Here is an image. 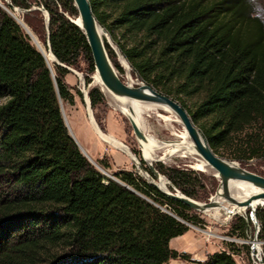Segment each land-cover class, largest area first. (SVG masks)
I'll return each instance as SVG.
<instances>
[{
    "label": "trees",
    "instance_id": "trees-1",
    "mask_svg": "<svg viewBox=\"0 0 264 264\" xmlns=\"http://www.w3.org/2000/svg\"><path fill=\"white\" fill-rule=\"evenodd\" d=\"M88 1L133 73L181 105L216 155L241 166L264 160V22L252 0ZM9 3L4 6L22 11L23 24L46 47L42 13L33 9L42 7L56 60L74 69L84 61L94 73L86 38L70 21L78 18L72 0ZM53 64L0 7V264H236L225 251L195 262L170 249L187 225L202 226L191 209L132 172L110 178L88 161L60 109V103L73 104L64 83L68 71ZM88 98L93 110L103 103L98 87ZM154 168L193 200L214 190L193 169ZM256 217L264 261V207ZM250 224L236 217L230 235L246 237Z\"/></svg>",
    "mask_w": 264,
    "mask_h": 264
},
{
    "label": "rangeland",
    "instance_id": "rangeland-1",
    "mask_svg": "<svg viewBox=\"0 0 264 264\" xmlns=\"http://www.w3.org/2000/svg\"><path fill=\"white\" fill-rule=\"evenodd\" d=\"M7 1L9 2V0ZM8 2H6L5 0H0V7H2L9 14H12L13 16H15L21 23H23L22 22L23 12L20 11L19 9H18L19 11H14L13 9L12 11L8 10L4 6V4H8ZM252 3L255 7L257 15L264 22V0H252ZM33 8H42V7H33ZM42 16H43L44 23H45V18H44L43 13H42ZM23 30L25 32V29ZM44 35L46 39L47 38L46 31ZM33 36L35 37L36 40L44 44L34 34ZM106 36H107L108 46L110 47V49L113 51L115 55V62L122 70V73L119 74L120 77L125 82H129L131 84H138V85L144 84L138 79L137 75L133 73L132 69L130 68L129 64L127 63L125 58L120 53L112 37L107 33H106ZM116 37L119 38V35H116ZM31 42L38 48V46L36 45V41L33 40ZM121 59L124 60L129 70L130 81H128V79L126 78V72L121 66V63H120ZM75 70L79 71L83 75L84 79H85V76L90 77L92 79V82L88 84L89 86L86 85V87L88 86V91L92 87H98L104 93L103 94L101 92L103 95L102 105L97 106L94 110L91 109L92 115L97 125L99 126V128L103 132L108 133L115 139L122 142L126 146V148L129 151H131V153L134 152L133 154L136 156L137 161L139 163H140V160L144 162L142 166L145 170L148 168L149 163H152L153 166L154 164L161 163L165 167L180 166V167H187L189 169H193L204 175V184L207 190L214 188L213 192L210 193L208 198H206L205 200H200V201L195 200V201L206 202L211 196L214 195V193L217 190L218 184H219V179L215 177L214 172L211 170L207 172H203L195 168V165L198 164L200 160L198 159L197 156L181 157V156H176V155L174 156L170 155L164 158L163 152H162L163 150L159 149L155 152L156 158L153 162L150 161L149 159H148L149 161L143 160L142 152L132 132V129L127 120V117L115 107L116 104L123 105V103L119 100L110 99L109 96L101 89L100 86L94 85V76L96 73L89 75L87 65L84 61H81L79 68ZM64 83L66 84V86L68 87L72 95L73 104L64 102V103H61V105L63 107L67 123L68 125L70 124L73 130L74 139L77 142V144L80 147H82L84 150H86L87 154L91 158H93L91 160L95 162L101 169L103 168L98 164V162L106 163L109 166V169L106 171L104 169L103 170L109 175H112L113 173H117L119 171H129V172L134 173L135 175L142 177L146 181L145 177H143L137 171L132 161L129 160V158H127L125 155H123L122 152L119 151L118 149H114L111 145L105 143L102 140L100 141L102 143V147H105L104 150L100 148L97 151H94L91 148L90 142L94 141L95 136L93 132L91 131L89 125L87 124V121L89 120V116L87 114L86 105L84 103L82 95L80 97L77 94L78 92H80V90H82L81 81L77 77H75V75L68 72V74L64 76ZM2 100L3 99H0V104L2 103ZM169 116H170L169 113H167L165 110H160V109L157 111L151 112L149 114H143L140 118L141 124L143 127V132L145 134H148V136L149 135L154 136L159 141L170 140L172 138L171 136L172 132H175V133L183 132L184 130L180 123H177L174 121L170 123V125L166 124L165 118ZM100 155H102V157L98 159ZM232 162H236L237 164H239L240 167L252 173H255L257 175L264 177V160H260V159L252 160L247 164H243L242 166H241V163L237 161H232ZM146 174L150 176L148 172H146ZM161 177H163V175H161ZM251 211L252 210L248 209L246 211H241V213L239 212L230 217L222 216L219 219L214 220L207 214L199 213V212H195L191 210V211H188L187 213L198 217L202 221V226L200 227V226L190 225L189 231L194 235L196 240L199 241L200 245H202L201 249L205 248V245L207 246V248L210 251L207 254V257L208 255H211V253L213 254V253L225 251L232 255L236 264H261L259 260L261 258L263 261L261 250H260V256L258 257V259L254 255L252 257L253 245H256L257 247L261 249V244L258 241L254 243L256 233L258 232V227H255L254 224L251 222V219H250ZM236 217H242L243 219L248 218L250 220L251 224L248 228H246L245 230L246 237L244 238L237 237L235 235H230V232H229L230 225L232 222H235ZM230 243H233V244L230 246L228 245ZM254 254H257L256 250H254Z\"/></svg>",
    "mask_w": 264,
    "mask_h": 264
},
{
    "label": "water",
    "instance_id": "water-1",
    "mask_svg": "<svg viewBox=\"0 0 264 264\" xmlns=\"http://www.w3.org/2000/svg\"><path fill=\"white\" fill-rule=\"evenodd\" d=\"M5 1L8 2L7 0ZM72 1L74 4V7L76 8L77 15H78L77 17L80 22V25L76 24L72 19H70V21L82 31V33L84 34L86 38V41L91 51V57H92L93 66H94V73L97 74L103 88L106 89L108 92H110L112 96L115 98H122L126 100L137 101V102L147 103L151 105H156L159 107L163 106V107L169 108L173 112V114L177 117L183 130L186 132L188 138L190 139L192 146H193V150L196 156L198 157V159L202 160L205 164H207L210 170L214 172L215 177L219 179L217 190L214 193V195L211 196L206 202H197L189 197L184 196L178 190L173 188L171 183L166 178L167 184L168 186L172 188V191L169 189L170 190L169 192H164L155 183L156 179H158V177L160 176V173L154 168L152 163L148 164L149 165L148 169L151 174L149 176L146 174L147 171L143 168L141 163L137 161L136 156L133 153H131V151H129L122 142L121 144L123 147L121 148L114 147V148L124 152L129 157V159L132 161V163L135 165L136 169H139V171L147 175L148 178H145V179L148 184L154 186L158 191L163 193L169 199L178 201L195 212L204 213L207 210L218 207V203L213 200V198L216 196L222 197L228 203V206L232 208L231 210L232 214H230V216L237 214L235 212L237 208H249L253 204H256L258 207H264V177L257 175L255 173H252L240 167L239 164H237L236 162L226 160L216 155L210 149L202 133L193 124L187 112L181 107V105H179L171 97L156 91L155 89H153L147 84L138 85V84H131L129 82H125L120 77L118 71L115 69L113 63L109 59V56L105 49V44H104V39L106 40V43L108 44L106 32L95 20V17L93 16L92 11H91L89 1L88 0H72ZM8 5H10L9 2H8ZM33 9L42 12L44 15L45 28H46V33H47L46 46H47V49L50 55L53 57L54 64L64 67L69 73H72L73 75H75V77H77L80 81L82 80L81 82L82 90H80V92L84 100V103L86 105V110L89 116V122H90L91 128L93 129L95 134L99 137V139L104 141V139L102 138L103 137L102 135H105V136H111V135L103 132L99 128V126L97 125L92 115L90 101L88 98V86L89 85L86 87L85 79L83 78V75L79 71L71 67L65 66L63 64H60L56 60V58L53 56L52 51L50 49L49 40H48V21H49L48 13L43 8H33ZM13 10L19 11L15 7L13 8ZM10 15L16 20V22L22 27V29H25L26 34L29 36L31 41H33V39L35 38L33 34L27 29V27L23 23H21L15 16H13L12 14ZM39 52L43 55V53L40 50ZM43 57L45 58L44 55ZM60 109H61V113L63 116L65 126L67 127L70 136L74 139V136L68 126L61 103H60ZM127 120L130 124L132 132L142 152V147L139 142H143V143L147 142L146 134L138 127V125L136 124V122L133 120L131 116L128 117ZM77 146L79 147L81 153L88 159V161L97 170H99L102 174L106 175L107 177L112 178L108 173H106L103 169H101L95 162H93L85 154V152L82 150V148L78 144ZM123 148H126L127 152L124 151ZM142 157H143V160H146L143 156V152H142ZM163 157L166 158L168 156H165L163 154ZM230 181H242V182L249 183L254 188H258L259 191L257 193L250 195L247 199L237 200L229 195L228 184ZM125 188H127L128 190H131L127 186H125ZM163 211L175 217L170 212L164 209ZM233 211L235 213H233ZM250 219H251V222L254 224V226L258 227V231H259V224H258L257 217H256V210H253L252 212H250ZM187 226L189 227L190 225H187ZM257 234L258 232L256 233L254 243H256L257 241ZM256 247H257L256 245H253L252 257L254 255V250L257 251V254H260L261 249L259 247L257 248ZM259 260L261 264H264L261 258Z\"/></svg>",
    "mask_w": 264,
    "mask_h": 264
},
{
    "label": "bare ground",
    "instance_id": "bare-ground-1",
    "mask_svg": "<svg viewBox=\"0 0 264 264\" xmlns=\"http://www.w3.org/2000/svg\"><path fill=\"white\" fill-rule=\"evenodd\" d=\"M73 20V19H72ZM76 24L80 25V22L78 20V18L73 20ZM35 38V37H34ZM34 41H36V45L38 46V49L43 53V55L45 56L49 66L51 67L50 63H54L53 62V57L50 55L47 47H45L44 44H42L41 42H39L36 39H33ZM121 66L123 67V69L126 72V78L128 79V81H130V73L129 70L126 66V63L124 62L123 59L120 60ZM82 82V80H81ZM94 85L96 86H100L101 89L109 96L110 99L112 100H119L123 103V105H118L116 104V109H118L121 113H123L127 118L128 117H132L133 120L136 122V124L138 125V127L143 131V127L141 124V116L143 114H149L151 112L157 111V110H165L167 113L170 114L169 117L165 118V122L167 125H170V123L172 122H177L179 123L177 117L173 114V112L167 108V107H159L156 105H151V104H147V103H142V102H137V101H131V100H126V99H122V98H115L112 96V94L110 92H108L106 89L103 88V86L101 85V82L97 76V74H95L94 76ZM104 141L106 143H108L109 145H111L113 148L114 147H123L121 142L117 139H115L112 136H105L102 135ZM172 138L170 140L167 141H159L157 138H155L154 136H151L148 134H146V138H147V142L143 143V142H139L141 147H142V152H143V156L147 161H154L156 156H155V152L159 149H162L163 154L165 156H170V155H176V156H181V157H195L196 154L193 150V146L192 143L190 141V139L188 138L187 134L185 131L183 132H179V133H175L172 132L171 133ZM124 151L127 152L126 148H123ZM149 159V160H148ZM164 159V158H163ZM195 168L199 171H203V172H207L210 171V168L207 164H205L202 160H199L198 164L195 165ZM137 171L143 175V177L148 178L147 175L141 171H139V169H137ZM156 185L164 192H169L170 190L168 189V184H167V179L164 177H161V175L158 177V179H156L155 181ZM228 190H229V195L237 200H244L247 199L250 195L257 193L259 191L258 188H254L253 186H251L249 183L246 182H242V181H230L228 184ZM214 201H216L218 203V207L214 208V209H210L204 212V214L209 215L212 219L217 220L222 216H230V214H232V208L230 206H228V203L220 196H216L213 198ZM257 205L253 204L251 207L249 208H237L235 210L236 213H241V211H246L248 209L250 210H257ZM251 211V212H252ZM233 211V213H235ZM255 257L260 256V254L255 255Z\"/></svg>",
    "mask_w": 264,
    "mask_h": 264
},
{
    "label": "crops",
    "instance_id": "crops-1",
    "mask_svg": "<svg viewBox=\"0 0 264 264\" xmlns=\"http://www.w3.org/2000/svg\"><path fill=\"white\" fill-rule=\"evenodd\" d=\"M68 122H69V120H68ZM87 124L89 125L91 131L93 132V134L95 136L94 141L90 142L91 148L94 151H97L100 148H102L104 150L105 147H102V143L100 141L101 139H99V137L95 134V132L91 128L89 120L87 121ZM68 126H69V128H70V130L74 136V133H73V130H72L70 124ZM99 146H101V147H99ZM82 150L85 152V154L90 159H93L87 154L86 150H84L83 148H82ZM122 154L125 155L127 158H129L124 152H122ZM101 157H102V155H100L98 157V159H100ZM169 247H170V249L177 251L178 253L188 254L190 256V260L195 261V262H204L207 259V254L210 252L206 245H205V248L201 249L202 245H200L199 241L196 240L194 235L189 230L185 234H183L182 236H178L176 238L171 239L169 242ZM168 264H190V263L187 261H184V260H180V259H173V260H170Z\"/></svg>",
    "mask_w": 264,
    "mask_h": 264
}]
</instances>
